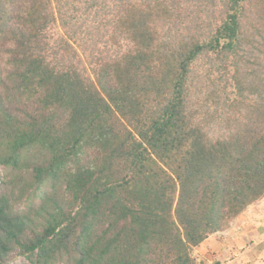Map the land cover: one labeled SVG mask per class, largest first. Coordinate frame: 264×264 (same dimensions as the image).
<instances>
[{"label":"trees","instance_id":"1","mask_svg":"<svg viewBox=\"0 0 264 264\" xmlns=\"http://www.w3.org/2000/svg\"><path fill=\"white\" fill-rule=\"evenodd\" d=\"M263 198L264 0H0V264H196Z\"/></svg>","mask_w":264,"mask_h":264},{"label":"crops","instance_id":"2","mask_svg":"<svg viewBox=\"0 0 264 264\" xmlns=\"http://www.w3.org/2000/svg\"><path fill=\"white\" fill-rule=\"evenodd\" d=\"M200 258L221 264H264V198L241 213L223 233L197 249Z\"/></svg>","mask_w":264,"mask_h":264},{"label":"rangeland","instance_id":"3","mask_svg":"<svg viewBox=\"0 0 264 264\" xmlns=\"http://www.w3.org/2000/svg\"><path fill=\"white\" fill-rule=\"evenodd\" d=\"M214 261H211L210 263L207 262V260H204L200 258L199 256L197 257L196 264H213Z\"/></svg>","mask_w":264,"mask_h":264}]
</instances>
